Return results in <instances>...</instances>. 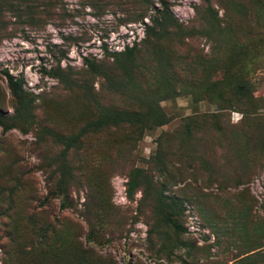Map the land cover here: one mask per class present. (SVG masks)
Segmentation results:
<instances>
[{"label": "rangeland", "instance_id": "obj_1", "mask_svg": "<svg viewBox=\"0 0 264 264\" xmlns=\"http://www.w3.org/2000/svg\"><path fill=\"white\" fill-rule=\"evenodd\" d=\"M167 1L0 0V264H264V0Z\"/></svg>", "mask_w": 264, "mask_h": 264}, {"label": "trees", "instance_id": "obj_2", "mask_svg": "<svg viewBox=\"0 0 264 264\" xmlns=\"http://www.w3.org/2000/svg\"><path fill=\"white\" fill-rule=\"evenodd\" d=\"M158 1H160L161 4L165 6L164 7L165 10H164L163 14L159 13L158 17L152 18L151 23L153 25L151 26V28H153L156 31V35L160 39V38H163L165 36V25H166V23H168L170 25H173L174 23H173L172 16L169 12V7L167 6L168 1L167 0H158ZM6 78H7L8 86H9L12 94L16 98L20 99L22 97V94H21L22 84H21V82L19 80H15L9 73H6ZM247 90H248L247 86L244 83L239 85V87H238L239 94L242 96L245 95V91H247ZM133 192H134V183L130 182L129 188L127 190L128 196L132 197ZM171 223L173 224V226L175 228L179 229V225L176 222L171 220Z\"/></svg>", "mask_w": 264, "mask_h": 264}]
</instances>
